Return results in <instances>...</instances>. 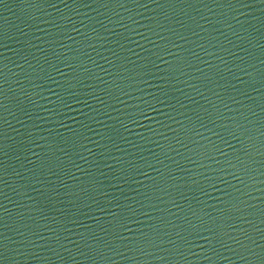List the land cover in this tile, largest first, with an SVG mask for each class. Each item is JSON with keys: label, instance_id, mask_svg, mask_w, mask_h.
Wrapping results in <instances>:
<instances>
[{"label": "water", "instance_id": "95a60500", "mask_svg": "<svg viewBox=\"0 0 264 264\" xmlns=\"http://www.w3.org/2000/svg\"><path fill=\"white\" fill-rule=\"evenodd\" d=\"M0 264H264V0H0Z\"/></svg>", "mask_w": 264, "mask_h": 264}]
</instances>
